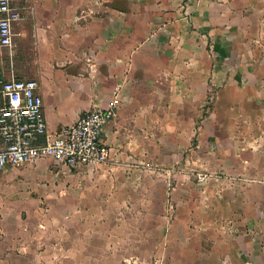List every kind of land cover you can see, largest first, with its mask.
I'll return each mask as SVG.
<instances>
[{
    "label": "crops",
    "instance_id": "0c3cea01",
    "mask_svg": "<svg viewBox=\"0 0 264 264\" xmlns=\"http://www.w3.org/2000/svg\"><path fill=\"white\" fill-rule=\"evenodd\" d=\"M17 2L27 21L15 25L13 43L27 46L39 70L49 134L112 109L100 135L114 153L107 165L195 145L187 172L210 178L173 188L178 255L160 264H264V0ZM34 164L0 171V192L42 175ZM17 214L0 209V240L23 230ZM21 250L0 242V264L52 263L35 261L33 248L21 260Z\"/></svg>",
    "mask_w": 264,
    "mask_h": 264
},
{
    "label": "rangeland",
    "instance_id": "374dc122",
    "mask_svg": "<svg viewBox=\"0 0 264 264\" xmlns=\"http://www.w3.org/2000/svg\"><path fill=\"white\" fill-rule=\"evenodd\" d=\"M18 1L25 7L30 5V0ZM22 16L27 21L26 12ZM13 44L12 50L3 55L1 67L16 69L17 79L36 81L39 70L27 61V46H21L17 38ZM194 148L190 143L176 154L165 148L157 157L124 158L76 173L41 160L32 166H41L42 175L22 176L5 188L6 195L0 192V209L17 212L23 223V230H18L14 238L0 242L26 248L20 252L21 260L27 259V248H33L29 256L44 263L172 261L178 255L170 236L173 188L182 181L202 184L210 178L208 173H195L193 168L187 172L186 158ZM198 175H205V180L199 182ZM7 203L13 205L8 207Z\"/></svg>",
    "mask_w": 264,
    "mask_h": 264
},
{
    "label": "built area",
    "instance_id": "2783aa9c",
    "mask_svg": "<svg viewBox=\"0 0 264 264\" xmlns=\"http://www.w3.org/2000/svg\"><path fill=\"white\" fill-rule=\"evenodd\" d=\"M22 11L17 0H0V64L3 55L12 50L13 30ZM0 97V171L49 160L65 171L79 172L114 161L111 148L100 142L103 127L114 117L112 109L85 112L49 134L36 81L5 77L0 70ZM205 178L197 176L199 182Z\"/></svg>",
    "mask_w": 264,
    "mask_h": 264
}]
</instances>
